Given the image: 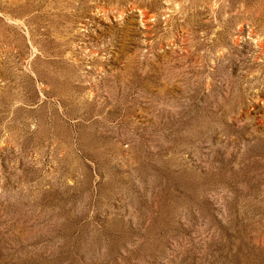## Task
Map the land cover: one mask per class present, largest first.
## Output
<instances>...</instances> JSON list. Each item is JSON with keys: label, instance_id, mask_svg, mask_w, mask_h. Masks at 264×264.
<instances>
[{"label": "rangeland", "instance_id": "obj_1", "mask_svg": "<svg viewBox=\"0 0 264 264\" xmlns=\"http://www.w3.org/2000/svg\"><path fill=\"white\" fill-rule=\"evenodd\" d=\"M0 264H264V0H0Z\"/></svg>", "mask_w": 264, "mask_h": 264}]
</instances>
